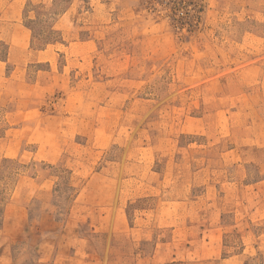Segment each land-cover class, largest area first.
Wrapping results in <instances>:
<instances>
[{
	"label": "rangeland",
	"instance_id": "1",
	"mask_svg": "<svg viewBox=\"0 0 264 264\" xmlns=\"http://www.w3.org/2000/svg\"><path fill=\"white\" fill-rule=\"evenodd\" d=\"M0 264H264V0H0Z\"/></svg>",
	"mask_w": 264,
	"mask_h": 264
}]
</instances>
